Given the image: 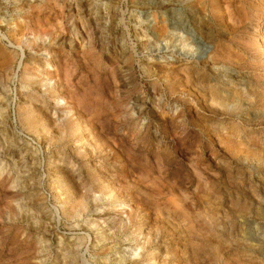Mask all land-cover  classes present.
<instances>
[{
	"label": "rangeland",
	"instance_id": "374dc122",
	"mask_svg": "<svg viewBox=\"0 0 264 264\" xmlns=\"http://www.w3.org/2000/svg\"><path fill=\"white\" fill-rule=\"evenodd\" d=\"M0 264H264V0H0Z\"/></svg>",
	"mask_w": 264,
	"mask_h": 264
},
{
	"label": "bare ground",
	"instance_id": "6f19581e",
	"mask_svg": "<svg viewBox=\"0 0 264 264\" xmlns=\"http://www.w3.org/2000/svg\"><path fill=\"white\" fill-rule=\"evenodd\" d=\"M153 5H155V3H152ZM201 58H204V54H202ZM5 65V64H4ZM213 89V88H212ZM225 101H227L226 99H214V102H215V109L212 110V112H215L213 113V115H218V114H226V113H229L228 111V108L227 106L225 105ZM234 101V100H233ZM212 115V116H213Z\"/></svg>",
	"mask_w": 264,
	"mask_h": 264
}]
</instances>
